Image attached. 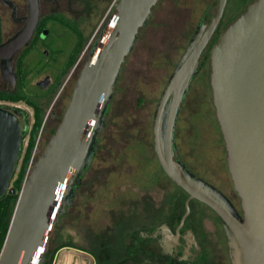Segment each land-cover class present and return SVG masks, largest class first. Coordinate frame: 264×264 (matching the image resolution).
<instances>
[{"label":"rangeland","instance_id":"rangeland-1","mask_svg":"<svg viewBox=\"0 0 264 264\" xmlns=\"http://www.w3.org/2000/svg\"><path fill=\"white\" fill-rule=\"evenodd\" d=\"M216 1L157 0L152 6L121 63L96 133L98 140L91 161L72 184L74 191L69 202L50 227L45 255L56 244L73 240L83 250L62 247L58 251L75 249L91 254L96 264H108L113 250L128 252L134 258L145 252L148 259L145 262L138 259L141 264H162L161 259L166 264H231L219 216L197 199L189 201L178 243L172 246L173 239L170 244L173 237L168 232L175 233L185 210L187 193L163 171L152 139L153 115L166 80L197 24L208 20L214 12ZM249 1L227 0L221 25L232 20ZM113 10L114 0H78L70 8H63L60 17L78 26L86 42L73 65L61 76L58 87L56 81L75 45L76 34L57 19L47 18L48 33L23 55L27 74L22 90L18 80L10 85L0 75V90L29 98L55 87L36 135L32 164L57 127L83 61ZM16 27L8 14L1 18L4 38ZM209 73L207 61L191 81L180 106L174 140L177 156L197 176L220 188L239 209V197L227 169L224 140L215 116ZM45 78L48 81L40 85ZM0 105L16 110L22 128L27 125L12 185L28 142L33 108L23 99L0 100ZM128 224L135 227L134 235L125 237L124 246L118 247L116 228ZM169 250L173 252L169 254Z\"/></svg>","mask_w":264,"mask_h":264},{"label":"water","instance_id":"water-1","mask_svg":"<svg viewBox=\"0 0 264 264\" xmlns=\"http://www.w3.org/2000/svg\"><path fill=\"white\" fill-rule=\"evenodd\" d=\"M156 2L114 0L113 13L83 61L57 127L21 185L0 264L43 260L50 227L69 202L72 184L91 161L121 63ZM226 2L217 0L210 18L197 24L170 72L153 115V148L163 171L187 193L175 233L168 232L174 242L189 212V201L197 199L219 216L231 264H264V0H250L220 30L209 50L212 102L240 208L220 188L174 158L176 116ZM27 6L23 25L0 42V75L11 85L15 82L13 58L29 44L39 19L38 0H27ZM21 133L18 115L0 105V194L16 191L11 180Z\"/></svg>","mask_w":264,"mask_h":264},{"label":"trees","instance_id":"trees-1","mask_svg":"<svg viewBox=\"0 0 264 264\" xmlns=\"http://www.w3.org/2000/svg\"><path fill=\"white\" fill-rule=\"evenodd\" d=\"M47 18H50V17L46 16V17L42 18L41 24L39 21V25L37 27L35 37L32 40L31 45L35 42L36 37L40 35V31H43V29L47 28L46 27ZM51 18L57 19L59 22H61L63 25H66L68 28H70L76 34L75 45L72 48V50H71V52H70V54L66 60V64L64 65L63 70L61 71V73H59L58 80L56 81L55 87H58L59 83L61 82L60 81L61 76H63L67 72L68 68L70 66H72L73 63L75 62L77 54L80 52V50L83 48V46L86 42V37L84 36L82 30L78 26L70 24L69 21L65 20L63 17H60V16L56 17L55 16V17H51ZM225 24L221 25V20H220V22L216 28L217 34L225 26ZM2 40H3V34H2V30H1V17H0V42ZM29 47L30 46H27L22 50L18 65L15 68L16 69V75L18 77L19 87H20L19 90H22V85L24 83L23 80L27 74V70L23 64L22 59H23L24 53L26 51H28ZM54 88L51 90L47 89L43 94H38L36 98H29V97L24 96L21 93H18V92H7V91L0 90V100H8V101H14L15 102V101L23 99L29 105H31L33 108V123L31 125V129L28 131V142H27V145H26V148L24 151V155H23V158H22L20 166H19V171L17 173L16 178L13 180V183H12V186L16 188V191L11 192L9 190H6L5 192L0 194V251H1L4 239H5L6 232H7L8 226H9V222H10V218H11V215H12L17 197H18V192H19L21 185H22V183H23V181H24V179L28 173V170L32 166L31 165L32 164V162H31L32 152H33V148L35 147V143H36V137H37L36 135L38 133V130H39V128L42 124L43 118H44L45 107L47 105V101L55 92ZM21 113L26 115V112L22 109H21ZM21 128H22V125H21ZM26 133H27V125H26V127L24 126V128H22L21 142H22V139ZM97 140H98V136H96V141ZM21 149H22V143H21L20 148H19L17 162H18L19 157H20ZM17 162H16V164H17ZM134 228L135 227L133 225H130V224H128L126 226L124 225L123 227L118 226L116 228L117 234H118V237H116L118 247L124 246L125 237H131L134 235V233H133ZM62 246H71V247H76V248L82 249V247L79 246L77 243H75L73 240H66L64 242L56 244L50 252L48 251L46 253V255L44 256L41 264H52L55 252L57 251V249H59ZM127 253H124L123 251L120 252L118 250H113L107 258L108 264H110V263H112V264H115V263H117V264H138V258H134L133 254L128 255ZM120 255H123V256H120ZM161 261H162V264H166V260L164 262V260L161 259Z\"/></svg>","mask_w":264,"mask_h":264},{"label":"flooded vegetation","instance_id":"flooded-vegetation-1","mask_svg":"<svg viewBox=\"0 0 264 264\" xmlns=\"http://www.w3.org/2000/svg\"><path fill=\"white\" fill-rule=\"evenodd\" d=\"M78 0H38L39 2V19H38V22H37V25L35 27V31H34V34L29 42V44L27 46H30L31 45V42L32 40L34 39L35 37V33H36V30H37V27L39 25V21H40V24H41V21H42V18L44 17H57V16H60L62 11H63V8H70V6L72 4H76ZM27 10H28V6H27V0H0V17L2 18L5 14H8V17L9 19H11V21H13L14 25H17L16 29L10 34H14L22 25H23V21H22V18L24 16L27 15ZM201 21V20H200ZM197 27V26H196ZM195 27V29H196ZM195 29L193 31V33L195 32ZM45 30V31H44ZM44 31V32H43ZM43 31H40V35L36 37V40L35 42L38 40V39H43L44 36H46V34L48 33V28H45L43 29ZM193 33L191 34V36L189 37L187 43H186V46L190 40V38L192 37ZM3 34V33H2ZM216 29L215 31L213 32L212 36L210 37V39L208 40L207 44L205 45V47L203 48L200 56H199V59H198V64H197V68H196V72L195 74L193 75L191 81L193 80V78L195 77V75L199 72V69L201 68V66L208 61L209 63V50H210V47L211 45L214 43V41L216 40V36H218V34L216 35ZM9 35V36H10ZM7 36V37H9ZM6 37V38H7ZM4 38L3 36V40L6 39ZM25 46V47H27ZM185 46V47H186ZM23 47L22 49H20L14 56L13 58V65H14V69L16 68V66L18 65V62H19V58L21 56V53H22V50L25 48ZM184 47V48H185ZM184 50V49H183ZM182 50V51H183ZM210 64V63H209ZM2 79V78H1ZM3 80V79H2ZM18 80V77L16 75V69H15V82ZM4 81V80H3ZM167 81V80H166ZM190 81V83H191ZM4 82H9V81H4ZM14 82V84H15ZM189 83V85H190ZM10 84V82H9ZM13 84V85H14ZM11 85V84H10ZM189 88V86H188ZM188 90V89H187ZM186 95V94H185ZM185 97V96H184ZM184 100V99H183ZM183 102V101H182ZM182 104V103H181ZM180 104V106H181ZM15 110V109H14ZM16 111V110H15ZM14 111V112H15ZM179 111H180V107H179V110H178V113H177V116H176V120H175V127H174V140H175V128H176V124H177V118H178V115H179ZM96 145H97V142L94 146V152H95V148H96ZM174 145H175V141H174ZM154 149V148H153ZM93 152V153H94ZM155 152V151H154ZM156 155V154H155ZM174 158L175 159H180L178 156H177V151H176V145H175V151H174ZM183 162V161H182ZM184 163V162H183ZM184 165L186 166V164L184 163ZM187 167V166H186ZM87 168V166L85 167V169ZM84 169V170H85ZM189 169V168H188ZM84 170L82 171L81 175L83 174ZM190 170V169H189ZM193 172V171H192ZM194 173V172H193ZM195 174V173H194ZM196 175V174H195ZM201 177V176H200ZM179 237V236H178ZM177 237V238H178ZM174 238L171 239L170 241V244L172 243ZM182 240V237L180 236V238ZM178 240V239H177ZM168 242H169V239H168ZM174 242L171 244L172 246L174 245ZM178 243V242H177ZM172 248V247H171ZM173 250V248H172ZM169 252V254H171L173 251L169 250L167 251ZM165 253V252H164ZM150 256L152 258H154L153 256V253H150ZM139 260L143 259L144 261L142 262H145L147 261L146 259H148V257H146V253L144 252L143 255L139 256L138 257ZM151 260V259H150ZM142 262H138V264H141ZM151 262V261H150ZM152 264V263H151Z\"/></svg>","mask_w":264,"mask_h":264},{"label":"crops","instance_id":"crops-1","mask_svg":"<svg viewBox=\"0 0 264 264\" xmlns=\"http://www.w3.org/2000/svg\"><path fill=\"white\" fill-rule=\"evenodd\" d=\"M62 247H70L79 249L71 246H62ZM60 247L59 249H61ZM57 249V251L59 250ZM75 249L72 250H64V251H56L53 257L52 264H96V261L92 259V255L84 254L77 252ZM83 250V249H82Z\"/></svg>","mask_w":264,"mask_h":264}]
</instances>
